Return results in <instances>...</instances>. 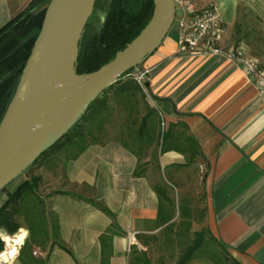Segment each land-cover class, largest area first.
<instances>
[{"label":"crops","instance_id":"crops-1","mask_svg":"<svg viewBox=\"0 0 264 264\" xmlns=\"http://www.w3.org/2000/svg\"><path fill=\"white\" fill-rule=\"evenodd\" d=\"M29 1L0 0V27ZM179 1L217 7L224 48L237 0ZM177 14L175 29L172 23L139 65L144 86L167 124L181 123L206 162L211 234L237 263L264 264V99L244 63L177 55ZM173 158L164 152L161 159L167 165ZM137 164L134 151L118 140L84 146L65 164L69 188L49 198L55 238L45 248H23L12 264H129L135 242L129 246L128 232L136 239L159 221V196L147 176L135 174Z\"/></svg>","mask_w":264,"mask_h":264},{"label":"rangeland","instance_id":"rangeland-1","mask_svg":"<svg viewBox=\"0 0 264 264\" xmlns=\"http://www.w3.org/2000/svg\"><path fill=\"white\" fill-rule=\"evenodd\" d=\"M226 40L224 50L240 62L264 66V0H237V18ZM131 73L132 69L97 95L104 102L86 109L64 131L69 134L60 136V146L35 155L0 190V207L24 180L35 190L26 186L7 204L6 213L28 232L19 255L32 245L45 248L55 238L56 218L49 198L69 188L64 177L66 162L87 144L114 139L134 151L137 171L160 190L161 218L167 220L158 221L155 229L139 233L136 239L135 232L133 242L129 241V246L135 242L129 264H236L208 228L205 160L183 125L167 124L145 86ZM164 152L174 156L167 165L161 159Z\"/></svg>","mask_w":264,"mask_h":264},{"label":"water","instance_id":"water-1","mask_svg":"<svg viewBox=\"0 0 264 264\" xmlns=\"http://www.w3.org/2000/svg\"><path fill=\"white\" fill-rule=\"evenodd\" d=\"M95 0H50L42 26L23 67L15 93L0 122V190L35 155L69 128L107 86L123 78L160 44L175 16L174 0H153L150 19L114 58L77 74L78 43ZM67 37L69 75L62 76L57 51ZM27 149L31 154L14 164Z\"/></svg>","mask_w":264,"mask_h":264},{"label":"trees","instance_id":"trees-1","mask_svg":"<svg viewBox=\"0 0 264 264\" xmlns=\"http://www.w3.org/2000/svg\"><path fill=\"white\" fill-rule=\"evenodd\" d=\"M49 1L30 0L0 27V122L15 93L25 62L40 32ZM152 9L153 0H95L78 43L76 73L92 72L114 58L116 53L143 29L150 19ZM130 71L122 76L124 77ZM135 86L139 88L136 83ZM95 100L87 109L96 102H104L103 99ZM68 134L69 131L61 136ZM62 137L55 140L46 151L60 146L58 144ZM135 174L141 173L135 171ZM26 186L32 192L35 191L32 184L24 180L9 194L7 201L0 207V229L8 233L15 232L19 225L12 219L10 213H6L7 204L11 199L18 197L20 191ZM153 189L160 199V190L155 187ZM162 215L160 203L158 220L160 223L167 222L161 218ZM200 234V232L197 233V236ZM2 248L3 242L0 240V251ZM233 261L239 264L236 260L233 259Z\"/></svg>","mask_w":264,"mask_h":264},{"label":"built area","instance_id":"built-area-1","mask_svg":"<svg viewBox=\"0 0 264 264\" xmlns=\"http://www.w3.org/2000/svg\"><path fill=\"white\" fill-rule=\"evenodd\" d=\"M175 2V13H178L176 17L178 27V38H177V55L184 58L193 57H209V56H225L235 61H239L236 56L230 54L220 46V41L224 33V26L217 12V7L212 4L205 5L197 8L192 2H182L174 0ZM249 77L252 83L256 86L259 95L264 99V66L259 67L254 62L245 63ZM132 78L140 85L144 86L145 71L132 70ZM18 228L13 233H4L3 236L9 238H15L19 235ZM135 231H129L130 243L134 240ZM3 248L0 253H7L10 251V247L6 245L4 239ZM25 241V239H24ZM23 241V244H24ZM22 244V245H23ZM22 245H16L19 249L18 255ZM18 255L15 257L17 259ZM15 259H9L7 264H12ZM0 264H5L4 261H0Z\"/></svg>","mask_w":264,"mask_h":264},{"label":"bare ground","instance_id":"bare-ground-1","mask_svg":"<svg viewBox=\"0 0 264 264\" xmlns=\"http://www.w3.org/2000/svg\"><path fill=\"white\" fill-rule=\"evenodd\" d=\"M70 59V50L68 46L67 37H65V40L61 43V45L58 48L57 51V58L56 61L59 62L60 67V73L62 76L67 77L69 75V70L67 68V63ZM31 154V150L27 149L25 150L17 159V161L14 164V169L18 168L24 161L27 159V157Z\"/></svg>","mask_w":264,"mask_h":264},{"label":"clouds","instance_id":"clouds-1","mask_svg":"<svg viewBox=\"0 0 264 264\" xmlns=\"http://www.w3.org/2000/svg\"><path fill=\"white\" fill-rule=\"evenodd\" d=\"M19 235H17L14 239L9 238L8 236L0 235V239H4L6 242V245L10 247V251H7V253H0V261H4L5 264H7L8 260L15 259V257L18 255L19 249L16 247V245H22L25 237H27L28 232L25 229L19 230Z\"/></svg>","mask_w":264,"mask_h":264}]
</instances>
